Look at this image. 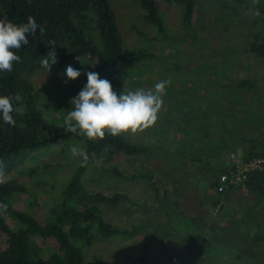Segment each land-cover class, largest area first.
<instances>
[{
    "label": "rangeland",
    "instance_id": "obj_1",
    "mask_svg": "<svg viewBox=\"0 0 264 264\" xmlns=\"http://www.w3.org/2000/svg\"><path fill=\"white\" fill-rule=\"evenodd\" d=\"M109 2L120 29L145 33L139 40L134 33L126 34L130 44L124 41L125 46L135 50L147 48L155 54L126 74L125 83L132 86L139 83L138 88L145 90L161 80L171 83L155 124L125 133L128 137L122 134L132 142L147 145V151L155 156L120 154L112 161L118 163L125 175L152 172L153 184L140 178L131 186L133 180L113 175L114 179L90 185L94 188L108 185L109 191H120L131 198L107 216L122 232H128L97 238L93 251L106 264H189L182 240L188 233L200 231L199 225L204 222L207 225L204 233L210 236L209 249L219 251L212 255L219 259L212 260V264H264V203L258 209L245 208L253 202L241 204L227 212L231 205L227 202L218 213V206L213 204L220 195L213 192L204 167L193 161L197 157L202 164L224 163L225 152L213 154L209 147L205 148V139L201 137L210 133L219 142L226 133L229 136L225 125L230 114H234L231 124L237 128L233 135L241 139L240 142L234 138L238 142L234 144H240L239 154L249 148L252 137H264V58H250L244 52L251 34L264 29L260 14L252 4L248 8L220 9L214 0H200L199 12L186 21L183 4L156 0L164 20V31H160L147 21L139 1ZM205 4L211 9L209 20L200 21L207 19L202 11ZM92 64L91 60L74 59L62 67L35 74L31 81L44 116H52L58 126H65L71 101L87 83ZM69 65L81 71L78 79L70 80L64 75ZM243 78L250 79V86L237 88L235 84ZM226 104L233 109L226 111ZM211 116L214 124L209 122ZM86 140L83 135L71 136L66 148L60 140L47 147H36L34 162L53 166L39 168L38 174L26 180L29 183L26 191L13 196L11 208L42 223L50 220V213L63 209L67 186L80 164V157L73 156L71 149H83ZM206 140L211 141L209 137ZM209 152L211 157H207ZM196 172L199 174L194 177ZM235 196L247 200L241 192ZM0 213L14 230L20 227V220L14 219L7 208L0 206ZM133 230L137 231L133 234Z\"/></svg>",
    "mask_w": 264,
    "mask_h": 264
},
{
    "label": "trees",
    "instance_id": "obj_2",
    "mask_svg": "<svg viewBox=\"0 0 264 264\" xmlns=\"http://www.w3.org/2000/svg\"><path fill=\"white\" fill-rule=\"evenodd\" d=\"M136 1L140 2L145 11L147 21L164 31V20L158 11L156 0ZM165 1L183 4L186 21L198 11L197 6L200 8V0ZM214 1L220 9L235 6L248 8L252 4L260 14L261 22H264V0ZM202 11L207 19L200 18V21L209 20L210 6L205 4ZM0 16H6L8 22L17 27L27 25L30 20H35L38 25L45 27L43 35L38 28L34 37L30 38V46L15 53L21 63L14 66V71L0 73V98L14 100L18 109L14 126L4 125L0 118V173H3L0 176V206L7 208L14 219L20 220V227L14 230L0 213V231L3 233L0 235V264H106L97 251H93L95 242L99 237L106 239L128 232H122L107 216L110 211H118L123 202L131 201V198L120 191H109L108 185L107 188H94L90 185L99 181L102 184L114 176H124L133 182L147 178L153 184L152 172L125 175L121 173L122 168L118 167V163L112 161L120 154H142L147 158L155 154L147 151V145L137 144L125 138L129 136L125 133V137L123 133L115 137L106 133L102 140L87 138L83 149L89 154V160L86 165L81 166L80 158L77 171L67 186L63 209L59 208L50 213L47 223H42L22 211L13 210L11 199L15 194L26 191L29 183L25 181L38 174L39 168L53 166L50 163L44 166L35 163V148L47 147L57 140L63 141V148H66L69 145L66 141L71 136H80L66 132L65 126H58L52 116L42 114L36 102L31 79L35 74L47 71L42 67L41 60L54 48L57 63L51 69L62 67L74 59L91 60L94 62L92 71L99 73L101 78L115 80L114 90L120 93L123 90L138 88L139 83L136 86L125 83L126 74L138 68L137 64L151 60L155 54L147 48L135 50L125 46V42L130 44L126 34L134 33L139 40L141 34L145 33L120 29L109 0H0ZM124 16L122 13L121 17ZM244 52L250 58H264V29L251 34ZM235 85L237 88L250 86V79H240ZM229 109H233L232 105L226 104L225 110ZM211 117L209 122L214 124L215 119ZM233 117L234 114L228 115L229 123L226 122L225 125L226 132L230 131L229 136L226 133L219 142H216L218 139L212 138L210 133L201 137L205 139V148L209 147L213 154L220 155L224 151L225 155H230L240 149V144H234L238 143L235 137L240 142L241 139L239 135H233V132L237 131L231 124ZM207 137L211 141L206 140ZM245 150L241 154L243 159L264 157V137H252L249 148ZM207 157H211L210 152ZM193 161L204 167L210 186L215 189V194L220 195L215 197L213 204L218 206V213L227 202L231 204L227 212L238 209L241 204L248 205L253 202L252 206L245 208L258 209L264 203V169L255 170L236 187L222 179L224 175L230 176L233 173L226 165V159L224 163L211 161L202 164L199 158L194 157ZM199 172H196L194 177ZM135 182L130 185H136ZM238 192L245 194L247 200L236 199L235 193ZM223 200H226L224 204ZM121 211L123 210L119 212ZM249 213L251 214L250 211ZM206 227L207 225L201 222L200 231L188 233L182 240L189 264H212V260H219L212 256L219 252L218 249L216 252L209 249L210 236L204 233ZM136 231L133 230V234ZM147 246L148 244L143 245L145 248Z\"/></svg>",
    "mask_w": 264,
    "mask_h": 264
},
{
    "label": "clouds",
    "instance_id": "obj_3",
    "mask_svg": "<svg viewBox=\"0 0 264 264\" xmlns=\"http://www.w3.org/2000/svg\"><path fill=\"white\" fill-rule=\"evenodd\" d=\"M38 28L43 35L45 27L38 25L35 20L17 27L8 22L6 16H0V73H12L14 66L21 63L15 53L22 52L30 46V38L34 37ZM56 63L57 55L53 48L51 52L44 55L41 65L50 71ZM64 75L70 80H76L82 73L69 65ZM170 83L169 80H161L147 90L137 88L117 93L111 81L101 78L99 73L88 71L87 83L71 101L72 108L65 118V131L86 136L90 140L97 138L102 140L106 133L115 137L129 131L135 133L137 130L146 129L157 121ZM17 110L14 100L0 98V118L4 125L12 127L16 124ZM71 152L73 156L81 158V166L86 165L89 160L87 151L73 147ZM232 154L242 158L238 152ZM250 159L253 158H245V160ZM226 165L230 167V172L234 171L235 166H230L228 163ZM262 169L264 168H260ZM254 171H250L247 178ZM2 175L3 173H0V176ZM212 189L215 193V189Z\"/></svg>",
    "mask_w": 264,
    "mask_h": 264
},
{
    "label": "built area",
    "instance_id": "obj_4",
    "mask_svg": "<svg viewBox=\"0 0 264 264\" xmlns=\"http://www.w3.org/2000/svg\"><path fill=\"white\" fill-rule=\"evenodd\" d=\"M226 162L230 166H235V169L232 171L233 173L230 176L224 175L222 179L234 186H238L243 183L250 171L260 169L264 166V158L245 160L237 157L235 154L227 156Z\"/></svg>",
    "mask_w": 264,
    "mask_h": 264
}]
</instances>
